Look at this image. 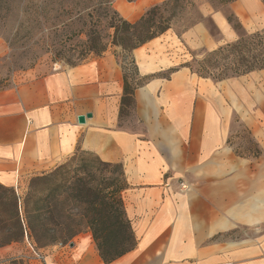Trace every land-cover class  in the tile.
I'll list each match as a JSON object with an SVG mask.
<instances>
[{
    "label": "crops",
    "instance_id": "crops-1",
    "mask_svg": "<svg viewBox=\"0 0 264 264\" xmlns=\"http://www.w3.org/2000/svg\"><path fill=\"white\" fill-rule=\"evenodd\" d=\"M154 1L141 0L128 21ZM165 33L130 53L144 78L132 89L134 127L122 125L124 71L107 51L75 65L37 63L0 89L1 185L16 189L77 150L123 170L133 249L105 263L86 231L46 247L42 264H264V234H230L233 183L216 176L226 136L215 88L184 65L161 74L173 65L162 66L161 56L168 55L159 37ZM179 181L190 189L182 191ZM226 190L229 198H223Z\"/></svg>",
    "mask_w": 264,
    "mask_h": 264
},
{
    "label": "trees",
    "instance_id": "trees-1",
    "mask_svg": "<svg viewBox=\"0 0 264 264\" xmlns=\"http://www.w3.org/2000/svg\"><path fill=\"white\" fill-rule=\"evenodd\" d=\"M14 1L0 0V22L12 12ZM169 5L173 17L177 0H166L131 22L113 7V0H23L9 44L30 42L39 35L38 48L51 51L56 58H67L69 65L100 56L108 47H119L124 59L169 28L170 16L162 12ZM197 64L199 76L216 80L264 69V27L207 51ZM122 68L123 103L132 89L125 66ZM124 187L120 164L83 150L33 176L23 196L14 187L0 185V231H4L0 246L20 242L25 236L39 248L59 241L64 244L89 229L101 259L109 263L136 243L124 211ZM16 263L13 259L8 262Z\"/></svg>",
    "mask_w": 264,
    "mask_h": 264
},
{
    "label": "rangeland",
    "instance_id": "rangeland-1",
    "mask_svg": "<svg viewBox=\"0 0 264 264\" xmlns=\"http://www.w3.org/2000/svg\"><path fill=\"white\" fill-rule=\"evenodd\" d=\"M140 1L113 0V7L127 19L128 13L134 12L136 16L135 6L139 5ZM164 1L166 0H157L143 6L141 14L135 20L129 21L138 20L152 6L160 5ZM22 5L23 0H15L12 3V12L0 22V89L13 85L22 72L37 63L68 64L67 58H56L51 51L38 48L39 35L30 42L19 40L9 44ZM167 7V11L162 9V12L164 16H170L171 20L169 28L163 32L166 33L160 36L159 40L164 47L163 54L168 55L161 56L162 66L173 65L164 68L161 73L163 75H167L171 67L186 65L184 68L192 75L198 76L201 70L197 63L207 51L234 41L240 35L264 27L262 0H177L173 17L171 15L173 8H170V5ZM222 23L227 24V27H222ZM197 28H201V31H194ZM34 40L37 44L32 45ZM174 43L178 45L177 52L171 54ZM106 51L114 54L121 66H125L130 90L144 83V78H140L137 73L135 62L128 63L131 60L130 56L123 59L119 47H108ZM71 61L75 60L71 59ZM203 81L215 88L216 100L220 102V108H223L220 114L224 123L226 141L217 150L216 176L220 179L230 178L233 183L232 214L236 227L230 231V234H236L237 237L264 234V216H262L264 215V69L220 80L208 76L200 79L201 83ZM121 117L122 125L134 127L135 117L130 95L123 100ZM67 159L68 157L56 166ZM30 179L14 188L17 195L23 196L27 192ZM188 185L190 186L189 183ZM229 191H225L227 197L223 196V198H229ZM86 231L91 233L89 229L83 232ZM3 241L4 231H0V244ZM48 246L39 248L25 236L20 242L0 246L8 248V251L0 253V264H8L11 259L18 264H42L43 259L37 255L41 256Z\"/></svg>",
    "mask_w": 264,
    "mask_h": 264
},
{
    "label": "built area",
    "instance_id": "built-area-1",
    "mask_svg": "<svg viewBox=\"0 0 264 264\" xmlns=\"http://www.w3.org/2000/svg\"><path fill=\"white\" fill-rule=\"evenodd\" d=\"M179 187L182 191H188L190 189V186L188 185V183L184 182V181H179ZM37 257H40V255H37Z\"/></svg>",
    "mask_w": 264,
    "mask_h": 264
},
{
    "label": "water",
    "instance_id": "water-1",
    "mask_svg": "<svg viewBox=\"0 0 264 264\" xmlns=\"http://www.w3.org/2000/svg\"><path fill=\"white\" fill-rule=\"evenodd\" d=\"M86 116H90V114L88 113V114H86ZM84 118H85V116L80 115V116H78V121L79 122H83L84 121ZM70 245H72V244L70 243Z\"/></svg>",
    "mask_w": 264,
    "mask_h": 264
}]
</instances>
